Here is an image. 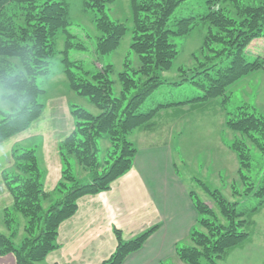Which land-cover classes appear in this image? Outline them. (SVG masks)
<instances>
[{"label": "trees", "instance_id": "1", "mask_svg": "<svg viewBox=\"0 0 264 264\" xmlns=\"http://www.w3.org/2000/svg\"><path fill=\"white\" fill-rule=\"evenodd\" d=\"M109 1L113 0H83L84 8L96 13L95 26L100 32L96 38L98 54L116 49L127 31L124 23L106 14L105 4ZM228 1L233 4L235 16L216 7L215 0H207L208 11L199 17L208 24L200 50L206 52L205 61L198 62L188 81L202 93L185 101L141 111L146 98L164 82L161 73L171 68L178 54L170 36L190 34L196 22V17L191 15L178 19L175 28L168 26L181 0H129L133 33L129 47L138 56L139 65L134 68L128 60L124 62V69L118 73L121 85L118 96L112 90L111 64L95 72L85 71L82 76L71 69L75 61L69 59L68 51L83 46L72 41L74 37L68 32L69 10L65 1L0 0V87L8 91L0 99L14 105L12 112L0 110V143L26 131L40 117L45 106L40 97L45 90L37 84V77L50 74L54 39L60 32L65 35L60 61L68 87L87 97L99 109L98 114H92L81 106L68 104L73 128L57 144L60 178L50 192L44 189L46 172L38 162L35 146L12 145V167L0 174L11 197V204L1 210L0 224L6 232L0 231V256L11 253L16 264H38L44 260L57 247L58 226L76 212L77 199L109 190L111 182L131 168L137 147L128 136L135 129H153L154 117L161 106L184 105L192 100L206 102L217 97L223 103L230 84L264 68V48L263 54H257L252 60L247 58L250 43L264 38V0L258 5ZM14 58L18 61L13 62ZM225 125L240 135L228 146L236 152L239 170L245 179L242 171L249 169L252 158L248 142L264 154V117L242 105L227 112ZM100 140L107 142L104 149ZM74 163L90 174L88 182H81L74 174ZM203 188L226 222L216 224L214 210L190 191L199 229L196 226L191 229V245L175 249L184 264H218V260H224L230 251L248 240L250 216L264 203V185L254 192L260 198L258 204L243 211L238 210V202L228 201L217 189L210 190L205 184ZM17 214L25 219L23 234ZM157 228L158 225H152L124 239L121 230L114 227L116 246L100 264H122ZM20 235L21 241L16 244Z\"/></svg>", "mask_w": 264, "mask_h": 264}, {"label": "rangeland", "instance_id": "2", "mask_svg": "<svg viewBox=\"0 0 264 264\" xmlns=\"http://www.w3.org/2000/svg\"><path fill=\"white\" fill-rule=\"evenodd\" d=\"M62 1H65L68 6L70 21L68 32L74 37L72 41L81 43L83 46L82 48L73 47L68 51L69 59L75 61L71 69L82 76L85 71L95 72L101 66L111 64L113 71L109 76L113 82L112 90L113 94L118 96L121 91L118 73L124 69V62L128 60L134 68L139 65L138 56L129 47L133 35L129 0H113L105 4L108 17L124 23L127 27L118 47L107 54H98L96 51V38L100 36L94 21L96 13L89 8H84L83 0ZM215 1L216 7H221L229 15L235 16L232 3L228 0ZM239 1L249 5H258L263 2V0ZM208 5L207 0H181L174 10L168 23L170 28H175L174 23L178 19L191 15L196 17V22L190 34L170 36L171 41L176 44L178 54L173 59L171 68L161 73L164 82L146 98L140 107L141 111L155 108L160 104L185 101L202 93L188 80L198 67V62L205 61L203 55L206 52L202 53L200 50L208 24L199 17L208 11ZM64 42L65 35L58 33L54 39L55 54L51 59V72L48 75L37 77V84L45 90L40 97L45 104L44 115L48 116L47 113L50 112L52 106L59 107L60 101L65 109L68 104H76L92 114H98L99 109L87 97L78 95L68 87L60 61ZM248 48L247 58L249 60L259 53L263 54L264 38L252 41ZM12 61L17 62L18 60L14 58ZM7 92L0 87V95ZM221 99L217 97L206 102L192 100L184 105L161 106L154 117L153 129H135L128 136L137 148L147 141H166L171 149L175 169L190 191H194L214 210L216 224L225 223V217L220 214L212 197L203 188L204 184L210 190L217 189L228 201L238 202V210L241 211L255 207L260 200L254 192L257 187L264 185V154L248 142L252 158L249 169L242 171L245 175L243 179L237 154L228 146L234 138L240 135L228 129L225 120L227 112L242 105L253 108L256 113L264 117V68L250 72L230 84L226 88V100L222 103ZM0 110L12 112L14 105L0 99ZM42 136L41 133H33L21 137L17 144L26 148L35 146L38 162L44 169L41 158ZM106 145L105 140H100L102 149ZM11 167L8 166L7 169ZM73 171L81 182L85 183L90 180V174L76 163L73 164ZM2 209H0V221ZM250 219L252 224L249 227L248 240L242 246L230 251L224 260H218V264H264V203L250 216ZM17 220L20 233L23 234L22 227L25 219L17 214ZM196 227L199 229L197 224ZM0 231L6 232L1 224ZM21 238L22 235L16 238V244L20 243ZM191 244L188 239L180 242L178 246Z\"/></svg>", "mask_w": 264, "mask_h": 264}, {"label": "crops", "instance_id": "3", "mask_svg": "<svg viewBox=\"0 0 264 264\" xmlns=\"http://www.w3.org/2000/svg\"><path fill=\"white\" fill-rule=\"evenodd\" d=\"M59 103V107L50 108L47 117L44 106L40 117L26 131L0 143V174L12 166V145L21 137L41 133L44 189H54L61 167L57 144L73 128L68 107L65 109ZM175 168L166 141L142 143L131 168L113 180L109 190L77 199L74 215L58 226L57 247L38 264H100L116 246L114 227L128 239L152 225L158 228L122 264H183L175 249L189 239L198 213L190 188ZM10 204V194L0 175V209ZM0 264H16L15 258L11 253L0 256Z\"/></svg>", "mask_w": 264, "mask_h": 264}]
</instances>
